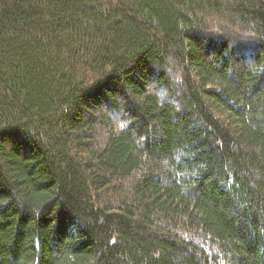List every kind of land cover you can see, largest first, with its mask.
I'll return each mask as SVG.
<instances>
[{
    "label": "trees",
    "instance_id": "trees-1",
    "mask_svg": "<svg viewBox=\"0 0 264 264\" xmlns=\"http://www.w3.org/2000/svg\"><path fill=\"white\" fill-rule=\"evenodd\" d=\"M0 264H264V0H0Z\"/></svg>",
    "mask_w": 264,
    "mask_h": 264
}]
</instances>
